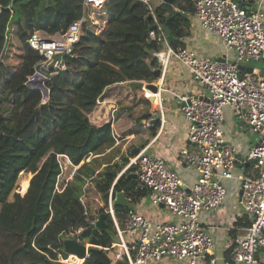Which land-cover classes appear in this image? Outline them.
Wrapping results in <instances>:
<instances>
[{"label": "trees", "instance_id": "trees-1", "mask_svg": "<svg viewBox=\"0 0 264 264\" xmlns=\"http://www.w3.org/2000/svg\"><path fill=\"white\" fill-rule=\"evenodd\" d=\"M192 12L190 0L160 2L154 8L160 24L170 18L173 48L183 47ZM82 17L72 56L62 57L65 67L60 68L62 60L48 67L43 103L42 92L27 85L43 59L28 39L35 32L61 34ZM151 22L138 0H107L99 9L84 6L83 0H0V264H64L59 258L62 238L91 228L94 219L83 202L88 184L104 204L110 190L112 197L117 192L132 201L140 197L136 180L127 178L133 166L118 176L127 160L119 165L101 160L114 145L110 121L95 125L89 115L106 88L155 79L158 46L147 41ZM48 144L52 151L33 173ZM57 154L78 166L61 192L54 191ZM27 169L33 174L23 182L21 195L19 178ZM127 211V206L114 208L120 226ZM103 212L101 207L97 214ZM105 222L99 236L110 244L116 234L107 213ZM107 252L89 251L82 264H116Z\"/></svg>", "mask_w": 264, "mask_h": 264}, {"label": "built area", "instance_id": "built-area-1", "mask_svg": "<svg viewBox=\"0 0 264 264\" xmlns=\"http://www.w3.org/2000/svg\"><path fill=\"white\" fill-rule=\"evenodd\" d=\"M138 1L145 5L152 20L147 41L158 46L153 55L161 75L174 59L183 64L203 88V93L196 98L181 100V113L187 123L188 140L192 147L181 150L180 156L186 166L198 173V177L187 189L162 159L144 150L130 157L120 174L133 166L135 189L152 192L153 203L163 204L178 221L154 223L134 210H128L120 226L110 190L105 213L113 222L117 241L108 243L102 250L113 252L114 263L125 264H156L163 261L198 264L211 254L212 237L199 222V214L201 210L214 209L222 203L226 195L223 181L233 177L237 164L241 162L235 148L226 142L224 136L222 108L229 107L236 117L246 121L249 131L257 136V144L241 164L244 170L240 176L241 201L249 223L245 227V236L231 252L232 258L237 264H264V69L252 68L247 72L238 68L239 64L247 68L244 63L251 61L264 63V12L260 6L250 9L241 4V0H190L200 27L214 34L223 45L224 61H218L199 55L189 47L173 48L167 41L162 24L155 17L150 0ZM106 2L83 0V5L99 9ZM83 20L84 17L73 22L61 34L42 37L41 32H35L29 37V46L43 56L34 72L40 71L41 67L46 68L47 72H41L43 80L33 76V73L27 81L38 83L40 80L37 89L41 92L42 87L48 91L45 82L49 79L50 62L55 57L56 64L59 63L58 59L62 60L60 68L63 69L65 63L62 57L72 56L73 47L80 38ZM229 53L234 56L233 60L227 57ZM143 91L145 98L158 101V107H161L160 86L157 93L147 89ZM47 98L43 95L42 102L45 103ZM97 104H100L99 100ZM56 161L59 173L54 191L61 192L78 166L63 154H57ZM95 222L92 219L90 226ZM126 236L131 240L127 241ZM88 257L86 250L81 264ZM59 258L66 264L79 260L75 256L63 260L60 254ZM209 262L214 264L215 259L209 258Z\"/></svg>", "mask_w": 264, "mask_h": 264}, {"label": "crops", "instance_id": "crops-1", "mask_svg": "<svg viewBox=\"0 0 264 264\" xmlns=\"http://www.w3.org/2000/svg\"><path fill=\"white\" fill-rule=\"evenodd\" d=\"M244 4L250 9L260 6L264 12V0H245ZM187 17L189 30L188 35L183 39V47L192 48L199 55L210 58L224 56L225 51L219 39L200 27L199 20L193 12ZM227 57L230 60L234 59L231 53ZM143 83L148 84L144 81ZM151 83L160 86V108L158 101L144 97L143 90L134 93L136 90L131 91L126 83L115 84L106 88L99 100L100 104L96 105L89 115V119L95 125H101L108 121L112 122L111 136L114 145L111 152L118 151L114 160L119 159V164L127 160L122 165L121 170L128 164L134 150H144L147 154L162 159L167 168L174 172L188 189L195 183L198 173L193 168L186 166L180 156L181 150L192 147L188 140L187 123L181 113V105L183 104L181 100L182 98L186 100L196 98L203 93V88L193 78L189 70L174 59L170 61L165 73ZM132 113L134 116H130ZM155 113L157 114L156 118L153 117ZM222 115L225 140L235 148L237 157L241 162L237 164L233 177L223 181L226 195L222 203L214 209L200 211L199 222L212 237L213 249L211 254L198 264H211L209 258L215 259L214 264H237L234 262L231 252L239 240L245 236V224L249 223L241 201L240 176L244 171L241 164L250 149L256 144L257 136L249 131L246 121L236 117L229 107L222 108ZM44 148L46 149L45 158L52 151V147L48 144ZM106 153H109V150ZM250 163L252 164V162ZM250 163L248 164L251 165ZM246 167L247 164L244 168ZM132 174L130 172L127 178ZM125 197L127 198L126 195ZM101 201L105 214L106 204L102 198ZM126 206L128 210H134L154 223L178 221V218L163 204L153 203V193L150 191L141 192L140 197L133 201L127 198L126 204L121 207ZM98 215H95V220H97ZM89 229L96 230L94 228ZM86 230H79L77 234ZM126 240L129 241L131 238L126 236ZM77 241L85 245L86 250L92 245L101 249L108 245L101 238L95 244L88 241ZM110 252L113 256V252ZM80 262L81 260H77V263H72L78 264ZM156 264L179 263L163 261Z\"/></svg>", "mask_w": 264, "mask_h": 264}, {"label": "water", "instance_id": "water-1", "mask_svg": "<svg viewBox=\"0 0 264 264\" xmlns=\"http://www.w3.org/2000/svg\"><path fill=\"white\" fill-rule=\"evenodd\" d=\"M174 0H161V2L166 3V4H172ZM241 4H244L245 0H241L240 1ZM253 9V8H252ZM179 12L177 11L176 14H178ZM148 19H150V17H148ZM169 20L170 18H168L164 24L162 25L163 31L166 35L167 41L169 42V44H171L172 42H174L176 39L170 34V30H169ZM218 61H224V56L220 57V58H216ZM57 58L55 57L51 62H50V66H53L56 62ZM238 68L240 71H247L250 72L252 70L251 67L249 68H245L242 65H238ZM46 73L47 70L44 67L40 68V71L38 72H34L33 76H38L39 79L43 80V75L42 73ZM154 77L155 79L160 78L161 75V71L160 68L157 67L154 71H153ZM41 84V81L39 80L38 83L33 82L32 80L27 81V85L31 86V87H35L38 88ZM126 86H128V88L132 91L136 88H140V90H144L147 89L153 93H157L158 91V85H155L153 83H148L145 84L143 83V81H129L126 82ZM42 93L44 96H48V91L42 87ZM157 114H153V117L156 118ZM257 144V143H256ZM255 144V145H256ZM139 151L138 150H134L132 152V155H136ZM133 178L136 179V176L134 174L129 175L128 179ZM127 202V198L125 197V193L124 192H117L112 200V205L114 207H118V206H124ZM106 227V222H105V214L104 213H100L97 217V220L95 222V224L91 227L94 228L96 230H98L99 232L103 231ZM89 251H98L101 252L102 249L101 248H89ZM85 252H86V246L83 244H80L76 239H70V238H64L62 239V249L60 250V256L62 257L63 260L68 259L69 256H75L79 259H83L85 256ZM116 264H125L123 262H117Z\"/></svg>", "mask_w": 264, "mask_h": 264}, {"label": "rangeland", "instance_id": "rangeland-1", "mask_svg": "<svg viewBox=\"0 0 264 264\" xmlns=\"http://www.w3.org/2000/svg\"><path fill=\"white\" fill-rule=\"evenodd\" d=\"M150 2L152 3V5H153V7L155 8L157 5H159L160 4V1H155V0H150ZM2 29H4V23H1L0 24V32L2 33V34H4V30H2ZM40 35L42 36V37H47V35L46 34H44V33H40ZM61 61V60H60ZM244 65H247V67H251V68H253V69H256V70H262V69H264V63L262 62V61H251V62H248V63H244ZM136 91L134 92V93H138L139 92V90H140V88H136L135 89ZM125 92H127V91H125ZM133 99H134V97H133ZM131 105V104H130ZM129 107V106H128ZM130 116H134L133 115V113L132 114H130ZM132 119V118H131ZM118 154V151H115V152H109V153H107V155H105L104 157H103V159H101V160H103V161H110V162H116L118 165H119V163H118V161H119V159L118 160H114V158H115V156ZM45 155V154H44ZM43 155V156H44ZM120 158V157H119ZM44 159V157H42V160ZM42 160H40V163H37V164H39V165H37V167L35 168V170L33 171V173H35L37 170H38V168L40 167V165H41V163H42ZM33 161H35V159L33 160ZM29 169V168H28ZM28 169L26 170V171H24V172H22L21 174H20V178H19V187H18V189H17V191H18V193L19 194H21V195H23V193H22V190H23V188H22V184H23V182L25 181V180H30V178L32 177V174H30V173H28ZM30 174V175H29ZM29 184V183H28ZM83 201H84V203H85V205L87 206V209H88V213L91 215V216H93V217H95V215L97 214V211H98V209H100L101 207H103V204H102V201H101V197H100V195H98L94 190H93V188H92V185L91 184H88L87 185V190H86V194H85V197H84V199H83ZM65 237H63L62 239H64ZM70 239H77V240H79V241H81V242H86V241H88V242H93L94 244L96 243V242H98V240L100 239L99 238V232L97 231V230H93V229H88V230H86V231H83V233H79V234H75V236L74 237H70ZM114 240H116L117 241V238L116 237H114ZM96 248V247H94L93 245L92 246H89V248ZM107 254H108V256H111L112 254H111V252H107ZM64 264H66V263H64Z\"/></svg>", "mask_w": 264, "mask_h": 264}, {"label": "bare ground", "instance_id": "bare-ground-1", "mask_svg": "<svg viewBox=\"0 0 264 264\" xmlns=\"http://www.w3.org/2000/svg\"><path fill=\"white\" fill-rule=\"evenodd\" d=\"M22 193L24 194L25 192H23V190H22ZM79 260H81V259H79ZM82 261V260H81ZM72 263V262H71Z\"/></svg>", "mask_w": 264, "mask_h": 264}, {"label": "clouds", "instance_id": "clouds-1", "mask_svg": "<svg viewBox=\"0 0 264 264\" xmlns=\"http://www.w3.org/2000/svg\"><path fill=\"white\" fill-rule=\"evenodd\" d=\"M57 61V60H56Z\"/></svg>", "mask_w": 264, "mask_h": 264}]
</instances>
